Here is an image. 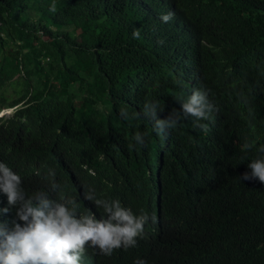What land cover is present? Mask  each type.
<instances>
[{
	"label": "trees",
	"instance_id": "trees-1",
	"mask_svg": "<svg viewBox=\"0 0 264 264\" xmlns=\"http://www.w3.org/2000/svg\"><path fill=\"white\" fill-rule=\"evenodd\" d=\"M133 6L0 0V108L19 106L0 122V159L27 178L29 194L76 199L86 212L84 193L94 189L98 199L155 216L137 247L111 257L89 247L81 264H264V184L240 179L264 145V0H153L144 13ZM184 9L199 27L230 25L219 27L213 55L178 29ZM222 32L231 38L222 41ZM197 77L217 109L201 121L208 131L188 117L175 140L158 137L145 103L158 102L166 118ZM121 107L134 118L123 119ZM137 132L147 134L139 150ZM245 142L254 147L244 150ZM52 167L66 170L55 174L56 192L53 177H33ZM13 218L0 222L11 227Z\"/></svg>",
	"mask_w": 264,
	"mask_h": 264
},
{
	"label": "clouds",
	"instance_id": "clouds-1",
	"mask_svg": "<svg viewBox=\"0 0 264 264\" xmlns=\"http://www.w3.org/2000/svg\"><path fill=\"white\" fill-rule=\"evenodd\" d=\"M100 1V0H99ZM153 0H122L133 6L132 9L144 13L148 10ZM55 11L53 5L50 9ZM173 13L162 14L159 19L163 23L169 22ZM178 29L193 43L214 54L211 48L219 45L217 36L221 28L231 30L230 25L218 23L214 26L199 27L184 9L177 24ZM133 38H140V31H133ZM222 41H228L231 36L228 32L220 34ZM226 48V47H225ZM179 110L173 108L166 118L162 119L158 102H146L143 114L153 124L158 137L167 141L175 140L173 133L181 121V118H193V127L204 132L208 131V125L201 121L208 120L210 114L217 110L214 105V97L210 89L204 83L202 77H197L193 86L187 90L185 98L177 99ZM18 107L0 108V122L13 118ZM13 111L8 117L6 112ZM120 116L125 119L134 118L130 116L126 108H120ZM178 130V128H177ZM146 133L137 132L133 137L135 144L139 147L145 145ZM133 147L132 144L129 145ZM254 144L245 142L244 150H251ZM258 156L248 163L251 170L246 171L240 177L243 181H256L264 184V145L260 146ZM2 158V149H0ZM87 169V168H85ZM66 170L52 167L46 172L38 170L37 175L53 177L50 183L52 192L60 189L55 182V174ZM78 171L84 175H96L94 170ZM24 178L20 171L6 161L0 159V193L6 196V207L0 209V215H11V227L8 223L0 222V264H81L87 248L98 250L99 254L111 257L117 250L124 251L135 248L138 238H143L145 225L151 219L155 222V216H149L141 210L137 215L131 208L122 206L120 200L113 198L98 199L94 189H87L84 193L86 212H79V204L76 199L54 197L49 192L41 189L31 194L25 191ZM30 182V181H29ZM26 183V188L29 186ZM93 205V207H92ZM98 256H95L97 259ZM134 264H147L145 260L136 259Z\"/></svg>",
	"mask_w": 264,
	"mask_h": 264
},
{
	"label": "rangeland",
	"instance_id": "rangeland-1",
	"mask_svg": "<svg viewBox=\"0 0 264 264\" xmlns=\"http://www.w3.org/2000/svg\"><path fill=\"white\" fill-rule=\"evenodd\" d=\"M8 95H12L14 93V88L13 87H8L7 92ZM7 116L10 117L13 115V111H8L6 112Z\"/></svg>",
	"mask_w": 264,
	"mask_h": 264
}]
</instances>
